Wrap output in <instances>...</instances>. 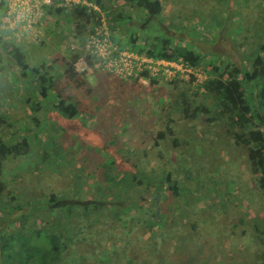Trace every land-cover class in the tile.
Returning <instances> with one entry per match:
<instances>
[{
  "label": "trees",
  "instance_id": "16d2710c",
  "mask_svg": "<svg viewBox=\"0 0 264 264\" xmlns=\"http://www.w3.org/2000/svg\"><path fill=\"white\" fill-rule=\"evenodd\" d=\"M80 1L91 6L78 4L70 12L55 4L45 7L46 16L51 18L67 15L64 32L74 45L72 48L69 43L64 53L50 63L32 64L20 45L0 31V79H4L0 82V129L4 125L14 129L10 136L0 137V264L2 260L4 264H65L63 258L70 249L83 244L86 231L96 225L107 228L112 240L126 251L125 246H130L131 240L141 233L144 239L150 235L156 237L164 230L166 238L173 242L175 235L169 236L173 226L184 231L199 228L204 223L197 220L201 213L208 209L220 213L229 210L228 204L235 199L232 188L239 190L233 176L239 167H231L228 163L235 162L230 158L238 152L246 153V170L254 178L255 196L264 197V40L257 37L259 41L252 43L256 46L239 66L226 55L175 46L169 38L135 50L133 46L142 30L137 27L129 30L127 22L137 19L122 13L124 4L142 7L140 1L112 0L115 7L110 10L105 6V0ZM244 1L248 3L249 0ZM163 3L164 0H148L149 11L144 15H153L161 22L165 11ZM236 15L239 18L238 12ZM145 18L139 20L145 21ZM61 21L59 24H63ZM103 26L111 44L119 51L183 63L203 75L201 83L197 82L195 74L189 75L188 80L180 74L166 80L150 78L144 72L141 77L147 79V84L117 78L125 84L128 81L143 93H150L152 98L157 90H165L160 102L151 98L155 120L151 129L143 131L147 137L141 147L129 148L122 141V133L117 132L121 118L112 120L95 112L99 110V104L94 103L95 89L89 82L93 76L91 72L102 71L114 77L103 71L101 63L86 45L96 29ZM255 26L253 23V29ZM130 31L132 33L127 36ZM120 35L121 38H117ZM12 67L17 71L9 70ZM10 100L16 101L12 108L7 103ZM47 105L53 108L49 116L60 119L71 130L74 126L80 128L78 124L86 127L83 121H76L79 117L92 116L101 120V130L97 131L101 137V143H97L101 151L92 155L93 160L99 158L95 173L100 170L101 178L94 172L91 176L102 185L89 200L80 196L58 200L53 193L44 195V203L48 205L43 203L44 206L35 208L34 213L42 215L43 223L37 229L29 230L27 228L33 224L29 226L30 222L18 223L17 220L28 201L9 187L2 172L6 162L31 153V141L42 146L44 139L39 138L42 128L37 134L32 126L41 123ZM2 106H5L3 111ZM130 125L127 122L123 126ZM87 131L93 130L87 128L82 132ZM59 138L57 135L55 139ZM104 154L108 158L103 164L101 155ZM212 186L223 198L225 209L222 212L215 205L213 210L203 207L197 210L195 202L184 204L189 202L188 198L197 200L206 189L212 192ZM85 193L91 196V191ZM63 207L66 211L59 212ZM262 209L260 219L264 222V207ZM104 220L109 224L104 225ZM241 223L245 224V221ZM12 225L16 227L13 233L9 231ZM23 229L29 232L28 235L23 236ZM253 230L251 236L262 248L252 261L243 263L241 259L238 264H264V226L257 225ZM74 232L75 237L72 236ZM110 260L113 259L107 258V263Z\"/></svg>",
  "mask_w": 264,
  "mask_h": 264
},
{
  "label": "rangeland",
  "instance_id": "374dc122",
  "mask_svg": "<svg viewBox=\"0 0 264 264\" xmlns=\"http://www.w3.org/2000/svg\"><path fill=\"white\" fill-rule=\"evenodd\" d=\"M138 1L142 7L124 4L122 13L134 15L137 19L127 22L129 30L133 27L142 30L133 46L135 50L146 48L152 43L156 44L157 40L169 38L175 46L183 45L198 52L201 49L207 54L226 55L239 66L246 54H250L256 46L252 43L255 40L259 41L257 37L264 40V0H249L250 3L244 0H164L165 11L161 16V22L153 15L149 17L144 15L145 11H149L148 0ZM104 4L109 10L115 7L112 0H105ZM122 4L120 2V5ZM144 17L145 21L139 20ZM66 18L67 15L58 18L63 20V24H59L62 21H53L55 31L53 30L52 36L48 31L50 39L43 45L18 43L32 64L50 63L64 53L65 47L67 48L70 43L68 33L64 32ZM253 23H256L255 29L252 27ZM247 28H250V31ZM131 33L132 31L128 32L127 36ZM117 38H121V35ZM9 70L17 71L14 67ZM91 73L93 76H90L89 82L95 89L94 103L99 104L96 114L101 113L112 120L121 118L117 132L122 133L120 136L122 141L124 140L129 148L141 147L142 141L147 137L143 131L151 129L155 120L151 94L143 93L142 90L128 84V81L125 84L102 71ZM0 82H4V79H0ZM164 94V88L157 90L152 94V99L160 102ZM15 102L10 100L7 105L12 108L16 105ZM45 107V115L40 118L41 123L32 126V130L37 134L39 128H42L39 138L44 139V143L38 147L36 141L30 140L31 153L6 162L2 172V177L7 180L9 187L28 201L19 212L17 220L18 223L30 222L29 226L33 224L27 228L29 230L41 226L42 215L34 213L35 208L46 201L44 195L53 193L58 200L76 199L79 196L89 200L94 198L93 194L96 190L100 191L102 185L96 177L91 176L92 172L98 170L99 158L93 160L92 155L101 151L100 145L97 144L101 143L100 134L97 132L101 130V120L97 117L91 118L92 116L85 119L79 117L76 121L78 123L83 121L86 127L78 124L80 128L76 129L74 126L71 130L63 125L60 119L49 116L53 110L51 105ZM3 109L5 106H2L1 110ZM127 122L131 125L123 126ZM87 128L93 131L83 133V129ZM13 130L10 126L4 125L0 129V137L10 136ZM57 135L60 137L58 140L55 139ZM146 143L148 146V142ZM101 156L103 160L101 163L104 164L108 158L107 154ZM230 160L235 162L228 165L239 167L237 176L233 175L239 184V190L235 191V188H232L234 191L232 197L235 199L228 204L229 210L226 212L213 210L214 205L221 212L225 208L220 192L218 189L214 190L212 186L210 188L212 192L209 193L206 189L205 193L199 194L197 200L191 201V198H188L189 202L184 204L191 205L195 202V209L203 207L211 208L213 211L208 209L198 216L199 222L204 221L199 228L191 227L190 230L184 231L173 226L172 235L171 233L169 235H175L176 239L173 242L166 238L164 230L157 233L156 237L150 235L144 236V239L141 238V233L135 240H131L130 246H125L126 251L118 242L112 240L107 228L96 225L90 231H86L85 242L70 249L63 261L65 264L78 262L106 264L107 258L111 257L113 260L107 264H238L241 259L243 263L244 261L249 263L262 248L252 238L251 233L255 226L258 225L260 228L264 226L260 219L263 214L264 197L255 196L254 178L246 170L248 168L246 153L238 152ZM95 174L100 177V170ZM86 190L91 191V196L85 193ZM61 210H65V207L58 211L62 212ZM242 220L245 224L241 223ZM103 223L109 224L106 220ZM15 230L16 227L13 225L9 227L11 233ZM21 231L23 236L29 233L24 229ZM160 233L163 235L160 236ZM75 234L76 232L72 236L75 237Z\"/></svg>",
  "mask_w": 264,
  "mask_h": 264
},
{
  "label": "built area",
  "instance_id": "2783aa9c",
  "mask_svg": "<svg viewBox=\"0 0 264 264\" xmlns=\"http://www.w3.org/2000/svg\"><path fill=\"white\" fill-rule=\"evenodd\" d=\"M52 4L67 12L78 4L91 6L80 0H0V31L6 32L17 43L25 42L31 45L45 43L49 38L46 32L47 22L58 19L45 14V7ZM93 8L98 10L96 6ZM86 45L101 63L103 71L111 73L116 78L147 84V79L141 77V74L146 72L150 78L163 77L166 80L177 74L188 79L189 75L195 74L198 83H201L203 79L201 73H195L192 68L183 63L156 60L127 51H119L111 44L108 31L104 26L96 29ZM70 46L74 47L71 43ZM78 67L84 71L82 65Z\"/></svg>",
  "mask_w": 264,
  "mask_h": 264
},
{
  "label": "crops",
  "instance_id": "0c3cea01",
  "mask_svg": "<svg viewBox=\"0 0 264 264\" xmlns=\"http://www.w3.org/2000/svg\"><path fill=\"white\" fill-rule=\"evenodd\" d=\"M58 21H61L60 19H57ZM57 26V25H56ZM55 31V24H53V20L52 21H50V23H48L47 22V33H48V31L50 32V35L52 34L53 35V32ZM49 35V34H48ZM51 35V36H52ZM60 36V35H59ZM50 38H48V40H49ZM47 40V41H48Z\"/></svg>",
  "mask_w": 264,
  "mask_h": 264
}]
</instances>
